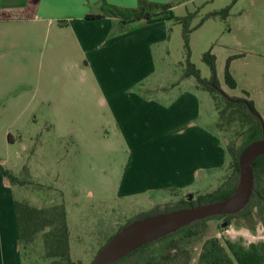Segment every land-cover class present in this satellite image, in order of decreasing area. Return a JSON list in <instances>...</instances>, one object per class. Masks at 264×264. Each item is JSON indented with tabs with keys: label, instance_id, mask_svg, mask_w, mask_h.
Returning a JSON list of instances; mask_svg holds the SVG:
<instances>
[{
	"label": "crops",
	"instance_id": "1",
	"mask_svg": "<svg viewBox=\"0 0 264 264\" xmlns=\"http://www.w3.org/2000/svg\"><path fill=\"white\" fill-rule=\"evenodd\" d=\"M100 12V0H0V119L25 126L52 111L58 139L71 137L85 158L81 180L105 189V197L200 194L198 182L227 161L206 129L216 124L213 113L204 114L206 91L190 77L159 81L157 63L171 41L166 22L120 32L112 19H86ZM3 137L16 140L10 129ZM95 140L103 142L101 165L93 159ZM9 230L17 251L14 223Z\"/></svg>",
	"mask_w": 264,
	"mask_h": 264
},
{
	"label": "rangeland",
	"instance_id": "2",
	"mask_svg": "<svg viewBox=\"0 0 264 264\" xmlns=\"http://www.w3.org/2000/svg\"><path fill=\"white\" fill-rule=\"evenodd\" d=\"M233 2L234 0H169L164 3L163 0H157L153 3L171 5L176 17L195 14L191 29L197 27L207 14L232 5L226 20H206L207 23L204 21L201 26L190 32V61L200 71L203 79H210L211 71L203 61V54L211 49L219 61L217 81L221 91L231 97L245 98L264 105V0ZM166 23L171 41L167 46L169 52L165 62L157 63L158 71L164 72H160L159 81L178 83L186 68L183 25L173 20ZM227 64L236 88H231L225 80ZM190 80L196 83L194 77H190ZM205 96L204 114L210 111L216 119V124H211L206 129L218 136L226 149L238 140V127L236 124L221 127L217 111L210 110L215 103L212 95L206 91ZM223 106L224 103L221 102L220 107ZM256 110L264 120L263 107ZM51 113L52 111L46 110L45 114L39 116L38 122H30L25 126L12 125L6 119H0V164L15 177L26 182L22 186H13L5 181L3 187V175L0 171V264H52L51 260L43 258L44 248L40 236L33 245L26 248L18 246L16 213L13 208L12 211L8 210V204L13 207L15 201L26 202L39 208L64 204L70 231L71 258L81 264H91L109 235L115 233L128 220L164 203L162 197L169 195L166 193L162 196L113 199L103 195L105 189H91L81 180L85 158L80 157L78 142L71 137L58 139V131ZM5 129L11 130L16 138L14 142L8 143L7 137H3ZM91 142L95 150L93 159L97 165H101L103 142ZM105 143L111 144V141ZM231 175L230 158L227 156L222 172L216 170L208 173L207 180L199 181L195 188L200 190V194L210 193L220 188ZM189 194L181 195L176 201L175 198L167 196V203L186 200ZM193 194L192 200H195L196 194ZM224 222L225 219L207 222L205 234L193 247L191 264L196 263L203 242L212 237L221 241H241L244 245L264 241V223H260L256 230L251 232L233 224L223 228ZM12 223L17 232V251L11 247L9 228Z\"/></svg>",
	"mask_w": 264,
	"mask_h": 264
},
{
	"label": "trees",
	"instance_id": "3",
	"mask_svg": "<svg viewBox=\"0 0 264 264\" xmlns=\"http://www.w3.org/2000/svg\"><path fill=\"white\" fill-rule=\"evenodd\" d=\"M236 1L234 0L233 3ZM172 8L169 4H158L147 0H137L135 8H120L108 4L105 0H100L101 12L99 14H88L86 19H112L115 21L120 32H131L159 22L171 20L183 25V40L186 51V68L183 78L194 77L197 87L212 95L221 127H231L234 124L238 127V140L225 149L227 156L230 158L232 175L215 191L207 194L195 193V200L189 201L188 199H183L177 203L158 205L150 211L143 212L134 219L128 220L115 233L107 237L99 251L124 226L136 220L159 213L223 201L230 197L237 186L239 157L241 153L250 144L262 138L260 121L250 113L244 104L229 100L246 99L231 97L219 88L216 57L212 54V50L210 49L203 54V61L209 66L211 71L210 79H203L200 71L190 61V32L201 26L208 19L219 18L226 20L230 15L232 5L220 11L207 14L194 29H191L190 25L195 14L190 13L185 17H176L173 14ZM225 80L231 88H236V83L230 74L228 64L225 71ZM246 101L256 110L252 101ZM221 102L224 103L223 108L220 107ZM181 130L178 129L175 132ZM253 170L255 189L250 201L240 212L234 215L216 216L194 222L142 247L116 264H191L193 247L203 237L207 222L211 220L225 219L228 225L233 224L237 228H245L254 232L260 223H264V156L254 162ZM0 171L4 179L13 186H22L26 183L15 177L10 170L4 168L1 164ZM25 171L28 173L27 169ZM14 209L18 229V246L26 248L33 245L38 236H40L44 248V259L51 260L52 264H81L80 261H74L71 258L70 231L64 204L39 208L26 202L15 201ZM195 264H264V241L244 245L241 241H221L219 238L212 237L203 242Z\"/></svg>",
	"mask_w": 264,
	"mask_h": 264
},
{
	"label": "water",
	"instance_id": "4",
	"mask_svg": "<svg viewBox=\"0 0 264 264\" xmlns=\"http://www.w3.org/2000/svg\"><path fill=\"white\" fill-rule=\"evenodd\" d=\"M215 88L218 90L217 87ZM229 100L244 104L262 126V138L245 148L239 157V178L233 194L223 201L159 213L136 220L124 226L105 244L92 264H116L142 247L194 222L216 216L234 215L245 208L255 189L253 164L258 158L264 156V120L246 100ZM193 196L194 194L190 193L188 200L191 201ZM227 226L228 222L222 224L223 228Z\"/></svg>",
	"mask_w": 264,
	"mask_h": 264
},
{
	"label": "flooded vegetation",
	"instance_id": "5",
	"mask_svg": "<svg viewBox=\"0 0 264 264\" xmlns=\"http://www.w3.org/2000/svg\"><path fill=\"white\" fill-rule=\"evenodd\" d=\"M188 199V198H187Z\"/></svg>",
	"mask_w": 264,
	"mask_h": 264
}]
</instances>
